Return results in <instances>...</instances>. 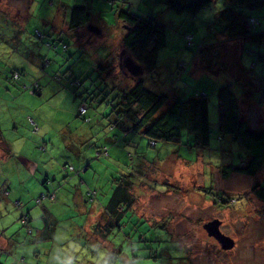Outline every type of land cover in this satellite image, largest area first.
<instances>
[{
	"label": "rangeland",
	"instance_id": "374dc122",
	"mask_svg": "<svg viewBox=\"0 0 264 264\" xmlns=\"http://www.w3.org/2000/svg\"><path fill=\"white\" fill-rule=\"evenodd\" d=\"M228 1L213 0L209 6L199 11L201 16L198 15L196 18L187 13L172 10L164 0L127 1L132 10L151 15L165 25L166 46L160 50L159 54L161 62L165 64L162 79L157 83L160 88L164 82L170 83V79L174 77L173 74L169 75L166 72L173 62L183 58L191 60L192 63L194 61L199 63V60L195 58H204L207 55L208 51L202 52L206 49L195 52L187 48L183 34L191 31L194 23L201 33L200 36L198 34L197 39L195 38L197 42H202L207 34L209 36L218 34L221 23L215 12H219ZM61 4L68 8L69 17L73 7H86L91 18L88 28L83 27L78 32L74 30L57 32L58 29L52 23L59 13L64 14L63 9L59 10ZM124 5L126 4L120 0H0V124L11 151V155L0 154V180L5 181L7 178L10 181L7 184L1 182L4 188L2 190L6 188L8 191L10 183L15 185L26 178L27 180L23 182H32V184L34 182L38 184L47 175L54 179L50 171L47 172L45 168H48L52 160L58 158L62 161L66 159L65 163L74 167L67 173L70 178L73 177L70 182H74L77 165L87 167L85 161L89 164L94 162V167L97 169L96 182H113V178L121 173L114 165L115 161L117 164L121 162L118 157L113 156L111 151V148L116 146L109 139L112 135V118L110 119L109 116L112 112V103L115 102L114 93L129 90L135 84V80L125 74L119 65V54L124 49L123 36L127 29L120 22L116 11L125 9ZM250 11L253 15L255 14L253 10L250 9ZM256 15H259L260 22L253 27V31L264 28V11ZM209 24H213V31L207 29ZM89 25L99 28L101 35L96 34L97 32ZM104 34L113 37L111 39L106 36L107 39H104ZM89 36L90 40H88ZM48 42L57 45V48L49 49ZM63 42L68 44L66 48H63ZM242 43L239 39L224 38L218 41L215 47H218L221 53L210 56L211 62L221 72L225 71L224 63L226 62L229 64L230 71L238 73L239 79L226 67L225 73L216 81L214 80L215 87L216 84H224L223 81L235 82L237 85L240 82L250 81L251 71H253L258 77L254 87L260 89V85L264 82V41L263 44L253 43L258 46L256 51L261 52L262 57L257 53L250 54L246 69L251 71L243 72L236 67ZM250 44L247 41V45ZM230 55H236L237 58L229 60ZM54 57L59 58L58 67H52ZM99 63L109 64V67L112 66L114 69L106 83L96 73L95 67ZM15 71L19 72V78L14 76ZM68 71L74 72L75 75L84 72L82 84L77 85L73 78H67ZM61 74L64 75V81L55 78ZM208 75H206L207 79ZM186 76L187 73L184 77ZM35 84H37L36 87ZM177 84L182 83L177 82ZM191 84H193L192 81H190ZM209 87L207 84L205 90L208 91L212 112L211 122L212 127L215 128L216 98ZM247 87L235 91L239 98L246 99L243 105L244 117L251 120L255 127H264V106H257L258 101L250 96L248 93L250 90ZM251 89L254 92L258 91L253 87ZM84 103L87 109L85 115H81L79 108ZM43 121L48 122L52 127L51 141L42 140L43 131L40 129L44 124ZM139 137L137 135L136 140L133 141L138 142ZM146 144L147 140L141 145L144 150ZM160 144L161 142L155 147L147 146L148 156L163 157L167 148ZM210 145L208 149L198 153L197 159L194 153L197 150L193 149L190 152L189 148L181 149L180 154L186 163L179 160L180 163L174 169L173 166L176 163L171 164L173 163L171 158L157 162L155 167L160 169L157 171L159 175L177 180L180 182L177 185L182 189L168 194L167 191H156L145 185L143 196L147 200L138 206L155 210L163 202L169 211L174 210V224L178 225L175 229L180 231V235H174L175 241H165L166 247L172 254L171 257L160 250L154 254L157 255L155 259L137 258L135 264H264V200L252 191L255 182H264V164L255 175L231 171L228 176L223 177L222 165L217 159L221 150L226 147L225 140L218 142L213 136ZM105 147L109 148L110 156L99 158L98 151L103 153ZM122 150L129 160H131V154L133 158L140 157L130 143H127ZM89 175L93 182V177L90 173ZM139 176L142 177L141 174H137V177ZM76 180H78L77 176ZM54 181L56 182L55 179ZM95 190L97 194L99 190ZM40 193L41 191H38V195ZM7 194L5 193L6 197L15 196L12 193ZM107 194H110V190L106 193L100 191L98 197L105 200ZM230 195L237 197L238 201L235 204L228 202ZM93 196L92 194L90 197L93 198ZM3 197L0 194V211L7 213L0 216V232H4L5 237L12 238L3 245L4 249L0 248V260L3 263L20 264L21 261V264H42V256H46V252L52 249L48 255L51 258L50 264H78L77 252L83 248L84 244L81 242V236L78 235L79 230L72 233L75 230L73 229L75 218L46 226L40 218L31 219L28 216L26 220H23L21 216L27 211H21L22 208H19L21 204L18 205L15 202L18 198L10 199L11 203L4 207ZM48 200L49 198L46 199L47 202ZM231 200L234 199L231 198ZM39 203L36 202L31 210L41 211ZM182 217L183 222L180 227ZM214 217L220 218L221 229L233 236L235 240L233 247L222 248L217 239L207 233L204 223ZM32 221H38V224L34 225L41 227L43 235H48L54 227L57 231L55 238L47 237L44 247L38 244L36 248V244L31 242L32 249L30 252H25L23 249L27 247L28 251L29 245L20 239L30 241L31 236L35 235L30 224ZM126 229L129 231L130 227ZM10 241L14 242L12 246ZM76 242H78V249L75 248ZM35 250L38 253H35ZM79 251L85 254L83 250ZM62 252L72 255L73 258L71 257L70 261H59ZM24 254L26 259L23 258ZM38 260L40 263H36ZM119 262L120 260L117 259L114 263Z\"/></svg>",
	"mask_w": 264,
	"mask_h": 264
},
{
	"label": "trees",
	"instance_id": "16d2710c",
	"mask_svg": "<svg viewBox=\"0 0 264 264\" xmlns=\"http://www.w3.org/2000/svg\"><path fill=\"white\" fill-rule=\"evenodd\" d=\"M212 1L164 0L165 4L172 10L178 13H187L192 15L193 18L200 15L199 11L209 6ZM123 3L126 4L123 6L125 9L118 11L120 22L127 29L126 34L123 36V47L132 54L138 63L144 66V73L140 78L134 79L135 84L129 90L114 93L113 99L115 102L112 103V112L109 116L110 119L112 118V135L109 139L113 141V145L122 149L127 146V143H130L134 150L139 153L137 156L140 157L133 158L131 154V160L127 162L123 160L122 155L118 156L123 171L113 178L114 187L109 198L106 200L99 198L98 204L101 205L104 210L103 213L107 217L105 222L98 223V225L101 228H108L107 231L110 230L111 236L114 237L112 231L125 230L126 225L127 227L131 226L135 222L136 226V220L142 221L143 228L146 227L149 230V235L134 233V237L139 238V244L146 252L144 256L146 258L157 257L154 254L161 250L163 254H169L168 256L171 257L172 254L166 247L165 241H175L176 238L167 229H165V233L157 237L156 232L160 230L159 234H161V230L164 228L148 225L146 218L138 215L135 211V203L139 193L144 192L143 189L138 190L136 182H170L167 179L168 177H161L159 173V176L157 175V171H160L159 168L155 167L157 162L161 159L169 160L170 158L164 159L163 157L171 150L189 148L192 152L193 149L197 151L208 149L211 146L213 136L216 137L218 142L225 140V150H221L222 152L217 159L219 161L223 160L221 169L223 177L228 176L231 171L255 175L261 170L264 164V127H255L251 120L244 117L243 105L246 103V99L244 97L239 98V95L235 94L236 90L248 85L258 90L254 87L255 80L258 77L254 75L251 69H247L252 73L250 81L240 82L238 85L235 82L223 81L224 84H216L215 87L214 82L216 79L225 73L226 67L230 71V67L225 62V71L217 70L211 62L210 56L221 53V50L215 46L218 41L225 38L226 40L239 39L243 42L242 49L239 52L241 59H238L236 67L242 68L244 66L246 68L248 56L252 53H257L262 57L261 52L256 51L258 46L253 43L263 44L264 28L253 31V27L260 22L259 15L256 14L264 11V0H229L219 12L217 11L218 13L215 12L221 23L220 31L212 36L207 34L202 42L196 41L201 33L194 23L192 30L188 31L187 34H183L185 45L195 52L206 49L202 52L208 51L207 55L204 58L196 57L195 60H199V63H195V61L192 63L191 60L183 58L173 62L171 68L167 69L166 72L169 75L173 74L174 77L170 79V83L164 82L161 88L157 83L161 81L162 73L165 71H163L165 64L159 58L160 50L166 46L165 25L151 15H144L132 10L127 2ZM258 8L259 10H254ZM250 9L255 12L254 15ZM89 23L90 13L86 7L76 6L72 8L70 17L67 20L69 30L78 32L80 28H88ZM207 29L213 31V24H209ZM247 41L251 44L247 45ZM50 44L52 45L51 47L47 45L48 48L55 49V44ZM63 44L66 47L68 46L65 42ZM212 68L214 73L211 71ZM95 70L106 83L107 78L111 76L114 69L112 66L109 67V64L101 65L99 63L96 65ZM185 73H187L186 77H184ZM230 73L238 78L236 71H230ZM207 74H209V80ZM60 76H57L59 80L64 81V75L61 74ZM78 76L72 71L67 73V78L71 77L75 82L78 80L83 82L82 78ZM190 81L193 84L190 85ZM177 82L182 84L178 85ZM207 84L216 98L215 114L217 119L215 128L212 127L210 101L208 91L205 90ZM36 86L37 84H35ZM250 86L247 87L250 90V92L247 90L250 96L259 102H257V105L264 106V82L257 91L259 93L254 92ZM165 90L169 93L167 94ZM84 119L86 120V118ZM137 135L140 136L138 142L133 141L136 140ZM142 137L147 140L145 150L141 145L145 144L146 140L144 139L142 143L139 142ZM159 142H161V146L167 148L165 155L163 157L159 155L148 156L147 146L155 147ZM98 155H110L109 148L105 147L103 153L98 151ZM71 167L70 164H66L62 168L68 173L69 170L74 169V167ZM86 169L87 167L83 171ZM151 173L154 177L153 180L149 179ZM137 174H141L142 177H137ZM45 182H52V179L47 177ZM173 189L176 190L177 187ZM252 191L264 200V182H255ZM41 192H44L46 196L41 198L39 195L40 200H37V202L55 196V190L45 189ZM91 192L94 198L95 188L88 189L90 196L92 195ZM50 193H53V196ZM231 198L234 200H231ZM228 199V202H233L231 204L238 201L237 197L233 195H230ZM30 230L32 231V228ZM127 231H125V234L128 233ZM90 249L92 250V248ZM120 252L121 250L112 251L114 259L119 257ZM36 263H39V261ZM0 264L5 263L0 260Z\"/></svg>",
	"mask_w": 264,
	"mask_h": 264
},
{
	"label": "crops",
	"instance_id": "0c3cea01",
	"mask_svg": "<svg viewBox=\"0 0 264 264\" xmlns=\"http://www.w3.org/2000/svg\"><path fill=\"white\" fill-rule=\"evenodd\" d=\"M61 9L64 10V14L59 13L56 16V19L53 21L52 24L58 29L57 32L64 33L66 31H70L68 29V24H67V20L69 18V11H68V8L65 7V5L63 4H61L59 7V10ZM65 12H68V13H65ZM116 15L119 18L118 11H116ZM94 19L96 20V18ZM81 29L82 28H80L78 31H80ZM54 32L56 33L55 30ZM96 34L101 35V31L97 32ZM106 36L111 39L113 37L112 35L108 36L107 34H104L103 36L104 39H107ZM90 39L91 37L89 36L88 40ZM234 58H237V56L230 55L229 60L234 59ZM238 59H241L240 54L238 56ZM58 64H59V58L54 57L52 67H58ZM240 69L242 72L248 71L244 66L242 68H239V70ZM211 71L214 73L213 68L211 69ZM85 72L87 71L85 70ZM84 74L85 73L83 72V73H79L78 75L81 78H83ZM43 122L44 124L42 125L40 129L43 131L42 140L48 139L51 141V135H50L51 130L50 129L52 127L50 126L48 122L46 121H43ZM0 129H1V124H0ZM143 141H144V138L142 137L139 140V142L142 143ZM13 142L16 143L14 140ZM0 145L3 148V149L2 148L0 149V154L11 155L10 148L8 147L7 141L4 138L2 131H1V136H0ZM118 148L119 147L117 146L116 148L114 146H113V149L111 148L113 156L116 158L119 155H122L124 158L123 160L128 162L129 159L125 157L124 150L120 148L118 149ZM43 149H45V147H43ZM180 152H181L180 149L171 150L163 157L164 159L171 158L173 162L171 164L176 163L173 166V169L178 163H180L179 160L186 163V160L183 159ZM195 153H196V159H197L198 153H201V151H197ZM109 156L110 155H99L98 157L107 158ZM174 160H177L178 162L177 161L174 162ZM65 161L66 159L64 161H62V159H59V158L54 159L52 160V162L48 164L49 169L45 168L47 172L50 171V173L54 176V179L56 180V182L51 177L50 178L52 179V182H45V179L49 177V175H47L41 182H38V184L36 182H34L33 184L32 182H23L27 180V178L24 180H20L21 182H18L15 185L10 183L9 185L10 190H8L9 193L8 192L7 193L8 194L12 193L15 196L6 197L5 193L7 189L5 188V190H2L4 188L1 182H5L7 184V182H10V181L7 178L5 181L0 180V194L4 196L2 198L3 201L5 202L4 207H7V205L11 203L10 199L13 200L14 197H17L18 199H16L15 202L18 205L21 204L19 206V208H22L21 211H27L29 213L28 214L29 218L31 219H34V218L42 219L43 224L45 226L56 224L59 222L62 223L65 219H68V218H73V219L75 218L74 223H73V229L75 230H73L72 233H75L79 230L78 235L81 236V242L82 244H84L83 248H80L79 250L81 251L83 250L85 252V254H81V252L78 250L77 256H76V260L78 264H116L114 262H116L117 259L120 260L118 264H135L137 258H143V259L146 258L144 256L146 252H144L141 244H139L140 243L139 238H137V236L134 237L135 235L134 233H137L138 235H146V236L149 235V230L146 229V227L143 228L142 221L136 220L137 225L135 226V222L132 223L133 222L132 220L131 222L132 225L129 226L130 227L129 231H127L126 229L127 225H126L125 230L112 231L113 232L112 235H114V237L111 236L110 230L107 231L108 228H104V227L101 228V226L98 225V223L102 224L103 222H105L106 217H107V215L103 213L104 210L102 209L101 205L98 204L99 203L98 193L100 191L101 193H103L104 191L106 193V191L108 190H110V193H111L114 187V184H113L114 182H96L97 177H96L95 172H97V169L94 167V162H92V164H89V162H86V161H85V166H87V169L83 171V169L85 168L81 166L82 167V170H81L80 169L81 167L77 165L78 171L76 170V174L74 176V182H70L73 179V177L70 178V175L69 174L67 175V172L63 169L64 166L67 164L65 163ZM80 161H84V160L80 159ZM218 162L220 165L223 164V160L221 161L218 160ZM114 165L118 170H120V172L123 171V168L121 167L120 163L117 164V162L115 161ZM89 173L93 177V180H94L93 182H91ZM35 175L37 177V172H35ZM157 175H158V172H157ZM76 176L78 177V180H76ZM150 178L151 180L154 179L152 173L149 176V179ZM169 180L170 182H136V184H138L137 186L139 188L138 190L144 189L146 185L149 188L156 190V191H167L168 194H172L174 193V191H180V189H182L177 185V183L179 184L180 182L172 179L171 177H169ZM185 184L187 186V183ZM174 187H177V189L176 190L173 189ZM90 188H93V189L95 188L99 190V192L96 194L94 198H91L88 193V189ZM43 189L44 190L47 189L51 191L55 190V196L51 199L49 198L48 202L46 201L47 198H45V200H43L42 202L39 201L40 202L39 205L41 206V211L39 209L31 210L32 207L35 206L37 202V199H35V197L36 196L39 197L38 191L40 192ZM143 195H144V192L139 193V197L135 203V211L138 215L146 218L148 225L161 226L164 228L163 230H161L162 231L161 234H159L160 230L156 232L157 237L165 233L166 231L165 229L169 230L170 233L173 235V237H175L174 236L175 234L180 235L179 234L180 231H177L175 229L177 228L178 225L174 224L175 223L174 210L169 211L168 210L169 208H166L163 205V202H161L159 207L155 210H149L146 208V206L144 207L138 206L140 204H143V202L147 200L144 198ZM109 196L110 194H107V196H105L106 199L109 198ZM6 213L7 212L0 211V216H4V214ZM182 222H183V217L181 218V221H180V227L182 225ZM30 224L33 227L35 235L31 236L30 241L23 239V238L20 239L23 243H28L29 245V250L27 251V247H25L23 251L30 252V250L32 249L31 242H34L36 244V248L38 247V244L44 247L48 239L47 237L51 236L55 238V234L57 231L56 227H54V229L48 235H43V231L41 227H39L38 225H34V224H38V221H32ZM184 226L186 227V225ZM18 228H21V227L18 226ZM125 231H127L128 233L125 234ZM3 234L4 232H0V248L2 249H4L3 245L7 243V240H12V238L5 237ZM14 241L15 243H17L16 239H14ZM13 243H14L13 241H10L11 246L13 245ZM77 247H78V242H76L75 248ZM89 247L92 248L93 251ZM94 249H96V251H94ZM51 250L52 249H49L46 252V256L44 255L42 256V260H41L42 264H50L51 258H49L48 255L49 253H51ZM114 250L116 251L121 250L119 257L116 259H114L115 257L112 254V251ZM14 252H15V249H14ZM71 257L73 258L72 255L62 252L61 258L59 259V261L61 260L70 261ZM23 258L26 259V254L23 255ZM20 264H21V261H20ZM139 264H142V263H139Z\"/></svg>",
	"mask_w": 264,
	"mask_h": 264
},
{
	"label": "water",
	"instance_id": "95a60500",
	"mask_svg": "<svg viewBox=\"0 0 264 264\" xmlns=\"http://www.w3.org/2000/svg\"><path fill=\"white\" fill-rule=\"evenodd\" d=\"M89 27L96 32H100V29L90 26ZM119 65L120 69L125 74L129 75L133 79H138L144 73V66L138 63L127 49H122L119 54ZM222 220L218 217L211 218L204 223V227L209 235L214 236L219 242L220 246L225 249H229L234 246L235 240L233 236L224 232L221 229Z\"/></svg>",
	"mask_w": 264,
	"mask_h": 264
},
{
	"label": "built area",
	"instance_id": "2783aa9c",
	"mask_svg": "<svg viewBox=\"0 0 264 264\" xmlns=\"http://www.w3.org/2000/svg\"><path fill=\"white\" fill-rule=\"evenodd\" d=\"M110 1H113V0H110ZM120 1H121V2H127V0H120ZM47 45H48L49 47H51L52 44L48 43ZM54 48L56 49V48H57V45H55ZM63 48H66V45H65V44L63 45ZM14 76H15L16 78H19V77H20V74H19L18 72H14ZM55 78L59 79V77H57V76H55ZM75 83H76L77 85H79V84H80V80L76 81ZM86 109H87V105H86V103L82 104V105L80 106V108H79V113H80V114H85ZM71 168H72V167H71ZM71 168H70V169H71ZM50 194L53 196V193H50ZM40 196H41V198H42V197H45L46 195H45L44 192H41ZM37 200H40V197H38ZM21 217H22L23 220H26V219L28 218V213H27V212H24V214H23Z\"/></svg>",
	"mask_w": 264,
	"mask_h": 264
},
{
	"label": "clouds",
	"instance_id": "9594fccd",
	"mask_svg": "<svg viewBox=\"0 0 264 264\" xmlns=\"http://www.w3.org/2000/svg\"><path fill=\"white\" fill-rule=\"evenodd\" d=\"M127 1H128V0H127ZM15 72H16V71H15ZM17 72H18V71H17ZM18 73H19V72H18ZM81 84H82V82L80 81V84H79V85H81ZM7 192H8V191L6 190V194H7ZM39 195H40V194H39ZM28 216H29V215H28Z\"/></svg>",
	"mask_w": 264,
	"mask_h": 264
}]
</instances>
